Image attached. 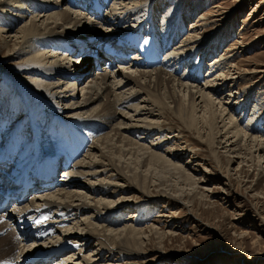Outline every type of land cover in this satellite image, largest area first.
<instances>
[{
  "label": "bare ground",
  "instance_id": "6f19581e",
  "mask_svg": "<svg viewBox=\"0 0 264 264\" xmlns=\"http://www.w3.org/2000/svg\"><path fill=\"white\" fill-rule=\"evenodd\" d=\"M159 5L154 0H0L2 47L7 56L21 59L26 72L24 85L12 96L20 101L4 112L0 108V197L18 176L33 175L46 164L57 172L49 187L31 189L0 209L1 264H139L120 259L142 257L151 238L162 245L165 233L134 225L139 222L136 211L124 217L130 198L114 196L130 187L139 198L159 195L189 207L194 198H206L198 179L172 160L188 150L174 152L167 146L172 139L164 137L161 127L167 112L194 131L198 141L225 143L221 147L236 155L243 150L264 174L259 153H264V137L249 126L253 119L240 126L233 117L238 107L244 114L242 105L253 94L250 89L239 99L240 90H233L240 75L232 76V55L213 57L216 36L201 38L204 26L201 32L196 22L189 27L179 22L183 16L156 17ZM128 20L132 23L123 29ZM197 53L206 65L203 79ZM100 63L99 72L78 84ZM254 72L264 68L249 73ZM4 80L0 75L1 86ZM51 117L61 125L56 130ZM134 154L144 164L162 161L189 187L168 190L163 188L166 179L144 181L145 174L143 181L134 180L121 160ZM188 190L189 201L184 199Z\"/></svg>",
  "mask_w": 264,
  "mask_h": 264
},
{
  "label": "rangeland",
  "instance_id": "374dc122",
  "mask_svg": "<svg viewBox=\"0 0 264 264\" xmlns=\"http://www.w3.org/2000/svg\"><path fill=\"white\" fill-rule=\"evenodd\" d=\"M154 2L160 4L156 17L170 20L183 16L184 19H180L179 22L186 23L189 27L193 22H196L199 25L197 28L201 32L202 26L200 25L204 26L205 36L201 35V38L205 39L206 37L207 39L216 36L212 40L213 57L222 54L232 55V66L234 64L236 66L232 67V76L233 74L242 76L236 80V83L233 82V84L235 83L233 90H240L239 99L246 97L245 95L250 89L253 94L252 98L250 97L246 102L242 101V109L247 107L244 114H242L243 110L240 113L239 109L241 108L238 107L233 113V117L240 122V126L254 120L255 125L253 126L254 123L251 124V122L249 126L257 132L256 135L264 137V72L249 73L252 70L258 71V69L264 68V0H154ZM111 3L109 2V4ZM197 4L199 7L196 8ZM218 12H222L217 16L219 19L223 16L226 17L224 21L215 16ZM147 13L149 12L147 11ZM200 18L202 19L200 20ZM128 21L129 24L122 23L123 29L132 23V20ZM197 28L196 31H198ZM139 39L141 40V37L137 36V40ZM2 42L3 40L0 38V75L6 76L7 79L4 80L3 86L0 85V108L3 107L1 109L4 112L7 107L12 108V104L16 100L20 101L19 98L15 99L12 96H14L13 93L19 91V85L23 84L26 72L24 71L25 66L19 63L21 59L6 55V49L2 47ZM171 46L174 47V44ZM67 53L71 52L67 51ZM159 53L163 55L161 51ZM195 58H200L199 76L203 79L206 75V65L202 62L203 55L197 53ZM209 58L206 64H208ZM101 65L102 63L83 75L78 84L96 71L99 72ZM178 72H184L181 66L178 68ZM226 72L227 70L225 74H229ZM55 80L57 79L53 81ZM222 90L223 93L227 92L225 88ZM255 105L257 109H253ZM252 109L254 114H252ZM43 116L48 119V114ZM51 120L54 130L57 129V125L61 126L54 122L53 117ZM162 121L164 137L172 139L167 146H170L172 150L175 148L174 152L180 151L178 149L181 148L188 150L182 159L172 158L173 162L183 165L189 174L198 179V186L206 189L207 196L203 200L198 197L194 198L189 207L185 206L182 201L167 200L159 195L146 199L139 198V192L130 187H126L124 193H116L114 198L119 195L130 198L129 209L124 212L125 218L129 212L136 211L138 216L136 219L139 222L134 225L142 228L155 227L165 233L162 245H159L156 239L151 238V241L146 240L144 243L143 250L146 253L142 257L128 255L120 260L123 262L136 261L139 264H264V174H259L256 166L251 165L249 156L245 157L246 152L243 150H241L242 154L236 155L234 153L236 151L226 152V149L221 147L225 146V143L210 145L198 141L196 133L187 129L174 114L167 112ZM249 133L253 135L255 132L250 130ZM172 135H178V137L173 139ZM259 153L264 156V153ZM121 160L124 165L127 164L124 166L125 172L129 176L132 175L134 180L149 179L148 181L158 182L166 179L163 188L168 190L174 188L179 191L183 186L189 187L181 179H179L180 181L176 179V174H172L173 168L164 165L162 161L151 160L144 164L135 154L123 156ZM127 166H131V170L130 167L127 170ZM132 168L135 169L133 172ZM137 168L141 170V174L136 170ZM168 169L171 170V175L165 174L164 171ZM134 173H136L135 176ZM141 176L147 179L141 180ZM114 179L117 180V177ZM150 191L153 194L157 192H155V188ZM189 191L184 194V199L187 201L192 197L188 194ZM155 246L162 247V251L156 252ZM157 253L159 258H156ZM120 260H116V262H122Z\"/></svg>",
  "mask_w": 264,
  "mask_h": 264
}]
</instances>
